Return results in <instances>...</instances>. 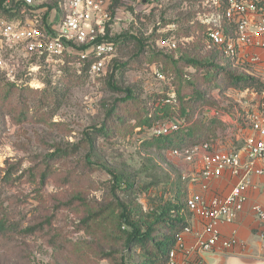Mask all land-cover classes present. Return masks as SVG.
Returning <instances> with one entry per match:
<instances>
[{
    "label": "rangeland",
    "instance_id": "374dc122",
    "mask_svg": "<svg viewBox=\"0 0 264 264\" xmlns=\"http://www.w3.org/2000/svg\"><path fill=\"white\" fill-rule=\"evenodd\" d=\"M60 2L44 9L52 19L57 18L52 8L62 10ZM210 2L121 0L106 27L109 37L119 39L118 51L101 76L91 75L85 65L79 68L73 56L48 60L15 49L9 55L0 41L7 65L15 69L14 80L0 70V219L7 228L0 234V264H117L118 258L101 257L125 255L105 217L116 213L117 198L150 212L173 197L177 185L186 192L188 177L201 169L200 157L188 163L173 153L174 142H157L165 136L157 130L176 119L146 124L176 90L169 59L204 62L199 69L183 65L184 77L195 75L205 95L193 120L218 121L207 138L217 149L240 147L249 129L246 111L259 99L261 86L241 91L216 71L200 21ZM165 36L175 38L177 50L161 48ZM232 68L264 84L248 73L251 67ZM109 82L131 89L133 99L123 101L127 95ZM115 175L122 185L133 180L136 191L114 189ZM94 213L104 214L89 226L82 223Z\"/></svg>",
    "mask_w": 264,
    "mask_h": 264
},
{
    "label": "built area",
    "instance_id": "2783aa9c",
    "mask_svg": "<svg viewBox=\"0 0 264 264\" xmlns=\"http://www.w3.org/2000/svg\"><path fill=\"white\" fill-rule=\"evenodd\" d=\"M23 1L32 8L29 10L33 14L31 19L11 21L0 16V41L7 46L9 55L15 49L27 56L48 60L61 59L65 55L77 56L79 68L92 58L90 74L101 76L105 72L108 62L118 51L117 44L106 34L107 24L112 20L113 0H62L60 12L55 7L51 10L57 14L56 19L44 9L58 0ZM154 1L145 0L148 4ZM210 1L211 9L200 18L207 28L210 45L218 47L234 66L251 67L252 72L248 73L264 81V76L255 69L264 62L261 58V53L264 54V0ZM160 46L175 51L179 44L174 37L165 36ZM6 54L0 48V70L14 80L15 69L7 65ZM157 75L164 78L163 73L157 72ZM246 113L250 132L234 150L215 149L209 143L175 148L173 153L188 163L200 157L201 169L188 177L190 184H199L203 191H207L210 182L226 174L236 181L225 196L206 199L202 193L189 195L187 209L190 214L201 218L204 228L197 241L189 246L186 238L193 230L188 223L178 235L167 264H192L191 257L196 253H210L218 246L231 249L239 244L235 234L226 239L220 228L224 224H233L243 212L251 177L264 176V91ZM178 129V123H170L160 127L157 134L167 135ZM252 212L264 225V208L255 204ZM260 238L264 241L263 232Z\"/></svg>",
    "mask_w": 264,
    "mask_h": 264
},
{
    "label": "trees",
    "instance_id": "16d2710c",
    "mask_svg": "<svg viewBox=\"0 0 264 264\" xmlns=\"http://www.w3.org/2000/svg\"><path fill=\"white\" fill-rule=\"evenodd\" d=\"M120 1L121 0H113V8L116 7ZM0 7H2L3 17L11 21L24 20V18L30 14L29 10L32 9L27 6L23 0H0ZM118 40L113 39L116 44L119 43ZM138 42L141 47H143V43L141 41ZM212 47L215 59L217 60L216 71L220 73L219 75H222L224 79H228V82L233 88H237L241 91L247 89L257 90L255 86L259 85L261 86L260 91H264L263 83L249 76L238 75L237 72L232 70L233 65L231 60L227 58L218 47ZM73 57L76 58L77 61V56ZM92 61L93 59L89 58L85 62V67L89 68ZM182 61L184 64H182ZM202 63L204 62L192 59L188 60L187 58H181V60L176 62L169 59L167 70H172L174 73L173 79H176V90L173 96L165 100V104L155 108V112L146 119V124L151 126L162 119L167 118L172 120L174 118L176 121H169L168 124L178 123L179 129L165 135L163 138H159L157 142L167 141L169 144L174 142V144H172L174 149L183 146L209 143L207 141L209 133L213 130L215 131L218 121L215 118H212L210 123H202L193 120V110L197 105L205 102V95L196 85L194 75L196 72H193L194 77L188 78V76L185 78L183 71V65L185 64L186 66L191 65L195 69H199ZM162 73L164 74L163 70ZM108 84L111 89L127 95L123 101L133 99L134 93L131 89H122L114 82H109ZM177 103L180 105L179 109L173 110L170 104L177 105ZM209 144L216 149L215 145ZM123 183L122 185L121 181L119 182L118 176H114V189L118 188L119 191L129 194L136 191L133 180L127 179L123 181ZM189 195L188 184L186 185L185 193L181 185H177L173 197L165 200L150 212H144L139 204L132 203V205L129 206L123 204L120 199L117 198L116 202L118 206L116 213L113 212V216L107 215L105 217L106 220L112 223L111 227H114L116 231V234L112 233L110 235H113L114 239L122 241V248L125 255H123L121 251L122 255L119 258L117 257L119 254L118 252H107L101 257L110 260H117L118 258L117 264H129V262H126L127 255L134 260L132 264H167L169 254L176 245L178 235L184 230L185 226L188 225V216L190 213L187 209L186 201ZM103 214L104 213L90 214L82 223L89 226L92 222L98 221ZM6 229L5 221L0 219V234L5 232ZM133 254L135 256H133Z\"/></svg>",
    "mask_w": 264,
    "mask_h": 264
},
{
    "label": "crops",
    "instance_id": "0c3cea01",
    "mask_svg": "<svg viewBox=\"0 0 264 264\" xmlns=\"http://www.w3.org/2000/svg\"><path fill=\"white\" fill-rule=\"evenodd\" d=\"M261 58H264L262 53ZM255 69L264 76V62L256 65ZM249 132L248 129L246 135ZM235 181L226 174L222 178L210 182L207 191H203L199 184L189 185V193H202L206 199L213 196H225L231 191ZM245 197L244 210L239 214L237 220L233 224H224L220 228L224 238L229 239L235 234L239 244L231 249L218 246L210 253H196L191 257L192 264H233L235 262L253 264L264 261V241L260 238V234L264 233V225L255 218L252 212V207L255 204L264 208V176L251 177V184L245 192ZM188 223L193 233L186 238V241L189 246H192L197 241L198 235L202 233L204 224L201 218L192 214L188 216Z\"/></svg>",
    "mask_w": 264,
    "mask_h": 264
},
{
    "label": "water",
    "instance_id": "95a60500",
    "mask_svg": "<svg viewBox=\"0 0 264 264\" xmlns=\"http://www.w3.org/2000/svg\"><path fill=\"white\" fill-rule=\"evenodd\" d=\"M233 264H244V263H233ZM253 264H264V261H258V262H256V263H253Z\"/></svg>",
    "mask_w": 264,
    "mask_h": 264
}]
</instances>
